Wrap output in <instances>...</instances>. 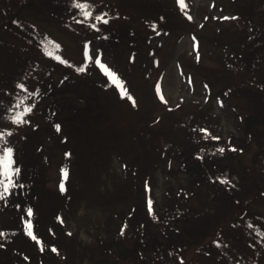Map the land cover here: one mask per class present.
Here are the masks:
<instances>
[{
    "label": "rangeland",
    "instance_id": "obj_1",
    "mask_svg": "<svg viewBox=\"0 0 264 264\" xmlns=\"http://www.w3.org/2000/svg\"><path fill=\"white\" fill-rule=\"evenodd\" d=\"M157 1L164 0L87 1L86 10L106 16V22L96 19L91 23L60 18L46 21L43 15L49 17L48 10L44 13L36 6V10L20 9L17 22L36 27L35 33L42 36L51 57H59L53 58L55 61L49 57L40 60L45 68L43 77H52L54 85L61 86V77L70 80L78 75L80 80H93L95 87L86 89L90 96L84 95L85 101L93 100L90 109L83 105V96L72 91L59 96L63 106L52 104L50 94L42 99L46 83L40 87L37 77L20 81L24 88L16 85L21 99L13 106L6 97V101L0 99V132L4 133L0 156L3 147L11 146V167L18 169L11 176L8 191H0V264H31L30 256L44 246L50 249L49 242L31 226L38 213L33 201H27L17 213L21 222H14L11 216L15 219L16 214L8 210V194L16 188L25 193L28 184L24 182L22 187L21 177L29 179L36 167L42 169L41 187L64 200L55 216L59 224L56 231H62L64 240L74 239L78 246L80 243L96 251L98 244L109 237L104 225L115 212L109 203L108 208L101 204L99 196L120 186L130 192L131 198L137 196L140 208L148 209L161 222L150 224V230L146 223L132 222V213L125 214L121 219L123 231L117 232L114 227L109 238L119 239L128 253L118 254L120 248L116 246L115 250H104L109 263L143 264L141 254H147L148 264H264V176L259 178L260 184H255L254 178L264 173V126L255 122L259 128H252L251 138L242 130L243 118L250 114L255 117L261 103L254 91L255 83L264 81V56L260 62L255 59L243 65V69L234 67L236 60L228 45L210 51L213 48L201 42L218 32V27L224 28L222 37L233 36L239 30L232 18L234 3L249 0H165L178 8L176 13L170 8L165 11L167 7L157 10L151 6ZM93 23L97 27H92ZM124 24L136 30V38L129 39L131 46L123 44L118 52L113 47L118 44L112 46L104 36ZM14 35L7 39L17 41ZM85 41L92 57L89 60L84 57ZM93 49L99 50L102 62L113 70L117 65L123 70V84L109 79L100 68L106 79L99 77L101 73L97 75ZM128 57L134 59L131 65ZM58 60H68L78 71L64 68ZM120 85L126 95H121ZM68 103L75 106L73 112L80 113L72 121L67 120L74 117ZM29 105L31 110L24 111ZM20 113L23 122L17 124L11 117ZM6 128L11 132H5ZM192 128L199 138L197 147L206 152L204 158L221 165L210 169L211 175L218 177V184L205 183L193 188L194 192L184 160L177 155L184 143L194 141ZM61 183L64 187L67 183L72 197L61 190ZM179 193L182 200L174 202L173 196ZM226 195L238 197L241 206L237 207L242 209H235ZM118 202L119 211L126 209L124 201ZM169 203L176 210H169ZM120 214L113 218H121ZM173 220L212 230L197 244L167 250L171 259H164L162 251L149 245L145 253V243L153 231L161 227L165 236L175 232ZM83 264H89V260Z\"/></svg>",
    "mask_w": 264,
    "mask_h": 264
},
{
    "label": "trees",
    "instance_id": "obj_2",
    "mask_svg": "<svg viewBox=\"0 0 264 264\" xmlns=\"http://www.w3.org/2000/svg\"><path fill=\"white\" fill-rule=\"evenodd\" d=\"M87 1L91 0H86V3ZM164 1H157L158 3L151 4V6H155L157 10L161 9L162 7H167L163 9L166 11L170 8L171 13L177 12V7H173L174 5L171 6L169 4H166L164 3ZM231 1L232 3L235 2V0ZM174 2L176 3V0H174ZM35 6L39 7L38 9L43 12L48 10L50 16L48 17L47 15H43V18L46 21L56 20L57 18H60V20H65L67 22L87 21L88 23H91L97 19L96 12H92L93 14L87 17L83 16L82 13L86 9L83 7L76 8L71 3V0H0V99L6 101L3 99V97H6V102L10 104V106L12 104H16L15 101L21 99V93L18 90H15L16 85H18L20 81L26 80L28 82L31 78L37 77L40 79V87H43L46 83V90L43 91L41 98L44 99L45 96L46 98H48L50 94L52 96L50 100L52 104L55 102L56 104H60L61 106H63L64 103L62 104L59 102V96L61 94H63L64 96L70 91H72V93L77 95L78 97L79 95L83 96L82 100H84V95L90 96V93L86 94V89L90 91L91 89H93L91 85H95L94 81L90 78L80 80L81 78L77 75L76 77L69 80V78L67 79V76H63L61 77V79L62 81H64V83L61 84V86H55L52 77H43L45 68L44 66L40 65V60L45 57L52 58L50 51H47L49 49L44 44L42 36L35 33L38 32V29L36 27L35 31L30 23L26 24L17 22L20 18L18 15L21 16L20 13H22L20 9L33 8L36 10ZM146 7L147 5L144 4V10L146 9ZM172 8H174V11L172 10ZM162 13H164V11H162ZM17 16L19 17L18 19H16ZM232 18L234 20V23L239 26V30L235 31V33L232 34L233 36L228 37L227 35H225L224 37H222L221 35L224 34V28L218 27V32H213L210 36L205 38V42H203L202 40L201 42L208 47L213 48L210 49V51H217L219 47L225 48V46L228 45L232 48L233 57L236 60L234 61V67H242L243 69H245L243 65L247 66L255 59L260 62L261 58L264 56V0L235 2ZM12 35H14V40L17 41H9L7 39ZM134 37L136 38V30L131 31L129 27L126 26V24H124L121 29H116L113 33L104 36L105 41L111 42L112 46L118 44L117 46H113L114 48L116 47L118 49V52H121V47H125L123 46V44H128L129 46H131L130 40L133 41ZM121 41L122 43H120V45L119 42ZM53 58L58 59V56L53 55ZM56 59L53 60L55 61ZM133 60V58L130 59L128 57L130 65L133 63ZM58 62L63 65L64 68L66 66L67 68H75V66L70 62L67 64L64 63L63 60H58ZM93 65L95 67V72H97V75L101 73L99 77H103L104 79H106L105 74L100 71L98 65ZM231 69L233 68L231 67ZM116 71L120 76V79L123 81L125 79L124 72L119 68L118 65L116 67ZM120 88L124 89L122 85H120ZM128 90H130V87H128ZM254 92L257 95V100L261 102L259 103V108L255 111V117L250 114L249 117L245 116L242 120L244 122L242 125V130L245 133L250 134L249 138L253 136L252 128L256 126L255 122L264 126V81L257 84L255 83ZM90 101L87 102L84 100L83 105H85V107L87 106L86 109H90ZM67 106L69 110L71 109L70 111L74 115V117H70L67 120L72 121L77 118L80 113L77 115V113L73 112V110H75V106H73L71 103H68ZM258 128L259 126L255 127L256 130ZM192 134H195L193 138L194 141L190 139L189 144L188 142L184 143V146L180 147L177 155L179 158H183L184 160L183 165L186 167V170L191 177L190 184L191 190L193 191V188L200 187L205 183H213V185H217L218 177L216 178L215 176H212L210 169L219 167L221 165L220 163H213L212 161H208L204 158L206 152H204L203 150H199L196 145L198 136L195 128H192ZM71 135L74 136L73 134ZM213 146L218 145L215 144ZM32 162V160L28 162L30 166L33 164ZM180 164L181 163H179V165ZM40 171H42V169L36 167L35 172L34 170L30 171L28 175L29 179L26 178L25 180H22L23 177H21L22 187L24 185V182L28 184L27 190L23 188V190H25L24 193L22 192V190L16 188L14 191L8 194L7 199V203L9 204V212H13V215L16 214L15 219L13 216H11V218L15 220L14 222H21L22 217L17 213L20 212L21 207L27 201H33L32 203L35 204V207L37 208L38 213L36 214V219H34V223L31 226L35 233L38 234V232H40V236L42 237V239L44 241H47V243L49 242L50 249H47V247L44 246V248L40 249L38 252L30 256L28 260L31 264H83L85 259L89 260V264H113V262H108L107 258L104 255V250H115L113 246H116L117 248H120L119 250H117L118 254L121 255L128 253L126 251V246L121 245L122 243L121 241H119V239H115L114 237H112V239L109 238L115 231L114 227H117V232H120L123 229L124 224L122 220L124 219L123 216L125 214H127L128 212L132 213V222L146 223L149 228L150 224L152 223L161 224V222L157 221L156 217H154L152 213L148 212V209L144 208V210L147 211L144 212V210L140 208L139 204H141V201L137 196H135L134 199L131 198L129 196L130 192H127L125 187L120 186L116 188V190H113V192H110L108 195L99 196L101 204H105V207H107V203H109L110 206L108 207L110 209H113V211L115 212L109 215V219L104 225L105 232L109 237L101 242L97 241V243L100 242V244H98V248L96 249V251H93L92 249H89L90 247H86L85 245H82L80 243L78 246V242H75L74 239L64 240L62 231H56V229H59V224L57 223V218L55 217L57 210H59L58 206L62 205L64 203V200L58 194L48 192L41 187V183H43V180L41 177L42 172ZM262 176H264V173H260L254 177L256 180H254L255 184H260L259 178ZM255 188H257L256 190H258L257 185L255 186ZM63 190H67L68 193L67 183H65V187ZM170 192L171 189L169 190V193ZM68 196L72 197L73 195H70L68 193ZM227 197L229 198L230 203L235 205V209L241 208L237 207L241 206V204L238 203L240 202V199L238 197H235L233 195H228ZM111 198H113L112 201ZM182 198L183 194L181 193L173 196L174 202H180ZM119 200L124 201L122 202V206L126 207V209H122L121 211H119V208L117 206L119 204ZM142 204H144V201ZM168 207L171 211L176 210L175 205L173 206L172 203H169ZM220 209L221 208H219L218 210ZM121 212L122 214H120ZM118 214H120L121 218H113V216L116 217ZM227 215L228 213L226 212L224 217H226ZM160 219H162V216H160ZM173 225L174 226L172 229H174L175 232H168L166 236L163 235L160 226L159 227L161 230L158 228V231H153L151 234L150 232H148L150 234V241L147 238L148 241L147 243H145L146 245L143 249L144 252L146 253L147 248L145 249V247L149 245L152 250L158 249L162 251V253L164 254V256L162 257L164 259H171L170 255H168L167 250L171 248L177 250L176 247L181 249L189 246L190 244H197L205 235H207V232L211 229H199V227H191V224L189 226H185L184 224H179L177 220H173ZM239 226L243 228L244 225ZM213 228L215 229V227ZM220 228L221 227L216 228V231H219ZM52 245L56 246V250H53V248L51 247ZM172 251L175 252L174 250ZM147 256V254L145 256L144 254H141V259L144 261L143 264H148V260H146Z\"/></svg>",
    "mask_w": 264,
    "mask_h": 264
},
{
    "label": "snow or ice",
    "instance_id": "obj_3",
    "mask_svg": "<svg viewBox=\"0 0 264 264\" xmlns=\"http://www.w3.org/2000/svg\"><path fill=\"white\" fill-rule=\"evenodd\" d=\"M178 2L183 3V0H178ZM71 3L76 7V8H85L87 9L89 7V5L86 3V0H71ZM93 13L85 10L83 11L82 15L87 17L92 15ZM97 19L100 20H104L106 22V16L104 13H99L97 16ZM92 27H97V24L93 23L91 25ZM105 35H107L105 33ZM92 56H94L95 58V63L97 65H99V68L108 76L109 79H113V81L115 83H119V84H123V81L120 79V76L118 75L117 71L113 70L112 67H110L107 63L102 62L101 60V55L99 54V50L93 49L92 50ZM84 57L85 60H89L92 57L89 56V50H88V42L85 41V48H84ZM59 59V57H58ZM64 63H69L68 60H64ZM21 88H24L25 85L23 83L18 85ZM127 93L122 89L121 90V95H126ZM131 98V97H130ZM161 99H163V97H161ZM222 103V102H221ZM30 105L26 106L24 111H30ZM12 121H14L15 123L19 124L23 122V113H20L18 115H13L11 117ZM56 128L59 129L60 128V124L57 123L56 124ZM204 132H207L208 129L205 128L203 129ZM5 132H11L10 128H6ZM4 136L3 132H0V137ZM218 139V138H217ZM6 143V142H3ZM12 153H13V148L11 146H5L3 147V155L0 156V164H2L3 166L0 167V181H2V185H0V191L2 192H7L9 187L11 186V176L14 172L18 171V169L11 167L12 164ZM222 179H227V178H222ZM61 190H63L64 185L63 183H61L60 185ZM149 206L151 207V200H149ZM32 211L31 208L28 209V212L30 213ZM25 223L30 224V221H25ZM123 231V230H122ZM29 235H32L31 231H29ZM53 248V250H56V246L52 245L51 246Z\"/></svg>",
    "mask_w": 264,
    "mask_h": 264
}]
</instances>
